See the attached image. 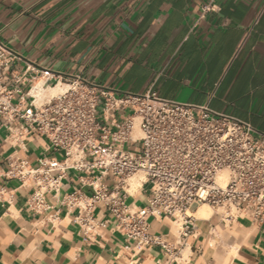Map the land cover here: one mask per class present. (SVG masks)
<instances>
[{
    "label": "crops",
    "instance_id": "0c3cea01",
    "mask_svg": "<svg viewBox=\"0 0 264 264\" xmlns=\"http://www.w3.org/2000/svg\"><path fill=\"white\" fill-rule=\"evenodd\" d=\"M206 1L0 0V39L23 58L19 71L29 62L80 74L118 96L152 91L205 105L264 134V0H217L218 10L200 19ZM23 139L10 135L0 117V264H264V225L245 211L228 223L237 233L235 248L231 240L222 244L217 228L226 222L215 211L196 219V233L177 260H167L158 246L135 249L110 226L84 233L74 221L77 209L63 201L77 189L91 192L75 170L66 171L56 195H46L51 208L35 213L27 203L33 187L5 177L6 158L14 153L36 165L41 155L61 160L62 154L35 131ZM103 181L112 185L111 177ZM124 188L130 205L146 204L142 182L133 193L129 181ZM108 217L97 209L98 222ZM148 222L154 233L172 226L166 218Z\"/></svg>",
    "mask_w": 264,
    "mask_h": 264
},
{
    "label": "built area",
    "instance_id": "2783aa9c",
    "mask_svg": "<svg viewBox=\"0 0 264 264\" xmlns=\"http://www.w3.org/2000/svg\"><path fill=\"white\" fill-rule=\"evenodd\" d=\"M216 2L202 4L200 19L218 10ZM22 59L0 39V117L18 141L35 131L53 153L62 154L61 160L41 155L36 165L14 153L6 158L5 177L33 187L27 202L32 211H48L46 195H56L66 171L75 170L85 174L81 181L91 192L77 189L63 201L77 209L74 221L84 233L110 226L137 250L158 246L167 260L183 259L181 251L197 230L189 212L202 204L223 209L224 222L245 211L264 225V134L249 123L152 91L118 96L80 74L36 69L29 62L19 71ZM57 85L63 86L59 94L36 105L35 87ZM135 122L139 137L132 135ZM136 174L149 186L143 207L130 205L124 188ZM222 175L224 183L218 180ZM99 207L109 213L101 222ZM150 217L170 220L168 233L151 232Z\"/></svg>",
    "mask_w": 264,
    "mask_h": 264
},
{
    "label": "bare ground",
    "instance_id": "6f19581e",
    "mask_svg": "<svg viewBox=\"0 0 264 264\" xmlns=\"http://www.w3.org/2000/svg\"><path fill=\"white\" fill-rule=\"evenodd\" d=\"M62 90H63V86H61V85H57L56 87H50V88H47L45 90L41 89L40 87H35L32 93L38 101H43L45 98H50V97L56 96ZM132 135L134 137L140 136L137 122H135ZM143 179H144V177H142L141 175H138V174L132 176L128 180L129 184H130L129 192L133 193L140 186ZM218 180H219V182L224 183L225 176L224 175L220 176ZM211 214H212V208L207 204H202L191 215L193 217H195L196 219H207L211 216Z\"/></svg>",
    "mask_w": 264,
    "mask_h": 264
},
{
    "label": "rangeland",
    "instance_id": "374dc122",
    "mask_svg": "<svg viewBox=\"0 0 264 264\" xmlns=\"http://www.w3.org/2000/svg\"><path fill=\"white\" fill-rule=\"evenodd\" d=\"M97 115L99 116L100 113H98ZM138 175H141L143 177L142 174H138ZM147 188H149V186H147ZM215 211L220 213V214L224 213L223 209H212V212H215ZM194 212L195 211L193 210V211H190L189 213L193 214ZM217 231L220 235V239L223 240V242H222L223 245H225L226 242L231 240V244H233V248H235L237 246V241H236L237 233L235 231V227L229 226L228 222H226V226L218 227ZM233 248H232V250H233Z\"/></svg>",
    "mask_w": 264,
    "mask_h": 264
}]
</instances>
